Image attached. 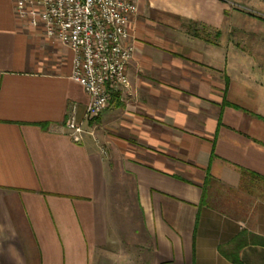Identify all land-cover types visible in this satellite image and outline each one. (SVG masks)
Masks as SVG:
<instances>
[{
  "label": "crops",
  "instance_id": "1",
  "mask_svg": "<svg viewBox=\"0 0 264 264\" xmlns=\"http://www.w3.org/2000/svg\"><path fill=\"white\" fill-rule=\"evenodd\" d=\"M17 1L0 0V264H134L112 248L127 245L117 178L142 264H264V19L231 0H138L130 86L88 119L73 51ZM252 25L258 61L234 33Z\"/></svg>",
  "mask_w": 264,
  "mask_h": 264
},
{
  "label": "built area",
  "instance_id": "2",
  "mask_svg": "<svg viewBox=\"0 0 264 264\" xmlns=\"http://www.w3.org/2000/svg\"><path fill=\"white\" fill-rule=\"evenodd\" d=\"M16 14L40 24L46 34L73 51L71 78L90 96L85 116L98 117L110 104L113 91L130 86L128 66L135 48L129 25L138 0H18ZM76 142L84 137V122L76 106L66 119Z\"/></svg>",
  "mask_w": 264,
  "mask_h": 264
},
{
  "label": "rangeland",
  "instance_id": "3",
  "mask_svg": "<svg viewBox=\"0 0 264 264\" xmlns=\"http://www.w3.org/2000/svg\"><path fill=\"white\" fill-rule=\"evenodd\" d=\"M234 3V8L241 13H245L248 16L252 17V21L257 22L259 18L264 19V0H231ZM244 5L245 7L241 6ZM257 27L254 25L251 26L248 30H235V36L237 39H242L246 37L245 42H239L242 47L240 49H244L248 51L253 61H258L259 55V38L254 37L251 38L248 36L250 33H255L257 35V31L255 30ZM251 30V31H250ZM255 31V32H254ZM116 185L112 187L113 189V200L111 201L112 209L115 211L116 214V223L117 226L120 228L119 230V237L123 238V242L127 245H116L112 246L113 250L119 252L121 254L127 250L128 255L131 256L132 249L134 250V264L137 262L138 264H142L145 261V257H147L146 248L150 245H140L141 239L138 240L137 237H141L139 234L136 233V229L140 228V219L138 218V209L137 205L134 201V193L131 191V183L124 178H117ZM134 231V233L132 232ZM133 237V239H132ZM135 237V238H134ZM123 252V253H122ZM118 258L117 256H111V260L108 261L109 264H113V260ZM129 259L128 261H130ZM144 261V262H143ZM131 264V262L127 263Z\"/></svg>",
  "mask_w": 264,
  "mask_h": 264
},
{
  "label": "trees",
  "instance_id": "4",
  "mask_svg": "<svg viewBox=\"0 0 264 264\" xmlns=\"http://www.w3.org/2000/svg\"><path fill=\"white\" fill-rule=\"evenodd\" d=\"M242 171H244V172H245V170H242Z\"/></svg>",
  "mask_w": 264,
  "mask_h": 264
}]
</instances>
